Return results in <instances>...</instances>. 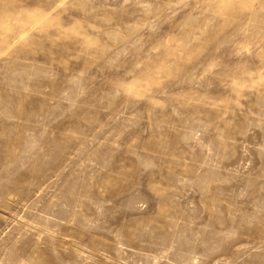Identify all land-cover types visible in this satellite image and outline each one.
<instances>
[{"label":"rangeland","instance_id":"rangeland-1","mask_svg":"<svg viewBox=\"0 0 264 264\" xmlns=\"http://www.w3.org/2000/svg\"><path fill=\"white\" fill-rule=\"evenodd\" d=\"M0 264H264V0H0Z\"/></svg>","mask_w":264,"mask_h":264}]
</instances>
